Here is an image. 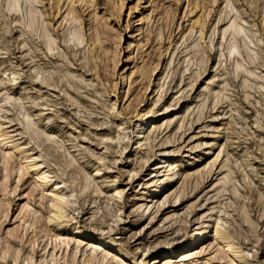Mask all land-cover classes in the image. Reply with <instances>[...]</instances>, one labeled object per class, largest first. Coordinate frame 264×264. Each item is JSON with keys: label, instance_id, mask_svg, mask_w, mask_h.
Listing matches in <instances>:
<instances>
[{"label": "rangeland", "instance_id": "374dc122", "mask_svg": "<svg viewBox=\"0 0 264 264\" xmlns=\"http://www.w3.org/2000/svg\"><path fill=\"white\" fill-rule=\"evenodd\" d=\"M233 1L35 0L49 51L26 9L0 0V264H264V0ZM232 18L258 33L254 55L227 56ZM138 112L150 129L136 151ZM171 163L177 174L149 195ZM53 192L77 204L58 216ZM217 221L227 239L209 228L182 242ZM73 228L113 256L91 258ZM59 231L70 247L51 243Z\"/></svg>", "mask_w": 264, "mask_h": 264}, {"label": "bare ground", "instance_id": "6f19581e", "mask_svg": "<svg viewBox=\"0 0 264 264\" xmlns=\"http://www.w3.org/2000/svg\"><path fill=\"white\" fill-rule=\"evenodd\" d=\"M35 1V0H5V8L7 9V11L11 12V13H14V14H18L19 12L21 13V11L23 9H26V21L27 22V25L29 28L33 29L34 30H37V32H40L41 33V37L44 38L45 40V43H46V46H47V49L50 51L52 49H55L56 46V42H55V39H53L54 37H52L50 34L47 33V28H46V23L44 25V22L42 23L40 21V19L36 16L37 14L31 10V3ZM253 1V0H252ZM35 3V2H33ZM32 3V4H33ZM85 3V2H84ZM92 3V2H91ZM91 3L89 4V1H86L85 5L86 4H89L91 5ZM224 6L225 7H231L233 6V3L234 1L233 0H225L224 2ZM252 4V3H251ZM34 7V6H32ZM224 9V8H223ZM25 11V10H24ZM23 11V12H24ZM19 13V14H20ZM41 13V12H40ZM41 15V14H40ZM24 16V17H25ZM43 17V16H42ZM43 19V18H41ZM201 23V22H200ZM201 26V24L199 25V27ZM204 26V24H203ZM202 28V27H201ZM204 28V27H203ZM30 29V30H31ZM71 29V28H70ZM36 32V31H35ZM204 33V32H203ZM258 35V33H257ZM257 35L254 33V32H251V34H249V32L246 30V28L244 27V25L242 23H240L236 18H232L228 23L227 25L221 30V33H220V37H221V40L226 41V44H227V48H226V51H227V56L230 57V59L234 58V56L236 55H239L240 51L241 50H246L248 52V54L250 55H254L253 54V51L251 50V46H253L252 44L256 45L257 42H260V40L257 38ZM259 36V35H258ZM261 39V38H260ZM71 44H81L82 43V37H81V34H80V30L79 28H73L69 31V34H68V39H67ZM257 48V47H256ZM196 50V49H195ZM259 53V52H258ZM198 54V53H197ZM241 54V53H240ZM245 55V54H244ZM257 56V55H256ZM262 56V55H260ZM195 57V56H194ZM227 57V58H228ZM241 57V56H240ZM250 57V56H248ZM193 58V57H192ZM237 58V57H236ZM195 60V59H194ZM255 60V59H254ZM192 61V60H191ZM194 62V61H193ZM236 64V63H235ZM240 66L239 64L236 65V70H240ZM238 71V73H239ZM237 72V71H236ZM154 102V101H153ZM166 103V102H165ZM178 104V103H177ZM116 105V104H115ZM151 105V104H150ZM154 105V104H153ZM152 105V106H153ZM156 105V104H155ZM165 105V104H164ZM169 106V105H168ZM173 107V106H172ZM112 108H115L116 109V106H113ZM143 109V108H142ZM140 109V110H142ZM161 109V108H160ZM180 109V108H179ZM113 110V109H112ZM145 111V110H144ZM162 112V111H161ZM114 114V112H113ZM118 114V113H117ZM152 114V113H151ZM159 114V113H158ZM168 114V113H167ZM166 114V115H167ZM134 115V113H133ZM147 115H148V112L147 113H140L138 112L137 116H138V119H137V123H136V126H135V130L133 131V135H132V141H133V144L135 145V150L137 151L139 148L142 147L144 141L146 140L147 138V134L149 132V129L147 128ZM154 115V114H153ZM117 116V115H116ZM120 116V115H119ZM121 117V116H120ZM119 117V118H120ZM136 118V117H135ZM158 118V117H157ZM150 119V118H149ZM126 120V119H125ZM154 120V119H153ZM122 122V121H120ZM155 122V121H154ZM150 123V122H149ZM152 123V122H151ZM123 126L125 125L123 122L121 123ZM120 124V125H121ZM151 125V124H150ZM180 125V123H179ZM132 128V127H131ZM156 128V125L153 126V129L154 130ZM131 130V129H130ZM132 131V130H131ZM122 135L119 136V141H122L124 139H127L128 138V131L125 127H123V132L121 133ZM1 135V134H0ZM118 136V135H117ZM165 138V136H164ZM162 139V138H161ZM160 139V140H161ZM5 140V139H4ZM124 149V148H123ZM128 150V149H127ZM161 150V149H160ZM166 150V149H165ZM130 151V150H129ZM157 153V152H156ZM161 153V152H160ZM210 153V151H209ZM132 154V153H131ZM163 155V153H162ZM199 155V154H198ZM126 156V155H125ZM128 156V154H127ZM133 156V155H132ZM179 156V155H178ZM130 158V157H129ZM171 158V157H170ZM198 158V157H197ZM132 159V158H131ZM129 160V159H128ZM131 162V160H129ZM147 161V160H146ZM160 161V160H159ZM168 161V160H166ZM177 161V160H176ZM184 163V162H183ZM203 164V163H202ZM151 165V164H149ZM165 165V164H164ZM161 166V165H160ZM168 166L170 167L169 168V172L165 174V176L160 179L159 181V184H157L158 186L149 191V195H152L156 190L160 189L162 186L164 185H167L168 182H170L172 180V178L177 174L176 171H175V167H173V163L171 164H168ZM32 167V166H31ZM152 167V166H151ZM131 168V167H130ZM168 168V167H167ZM166 168V169H167ZM139 170V169H138ZM182 171V170H181ZM132 172V171H131ZM161 174V173H160ZM150 175V174H149ZM146 176V175H145ZM43 180H40L41 177L39 178V181H42V183L44 185H48V178H46V176H42ZM45 177V178H44ZM159 178V177H157ZM38 179V178H37ZM144 179V178H143ZM149 181V180H148ZM41 183V182H40ZM67 182H65L64 184H66ZM156 184V183H155ZM68 188V187H67ZM90 188V187H89ZM154 188V187H153ZM168 189V188H167ZM73 190V189H71ZM76 190V189H75ZM57 192V191H56ZM56 192H53L52 196H53V202H52V207L55 209V213L58 215V216H61L62 217V214H63V210L66 206H68V203L69 202H73V203H76L78 198H77V195L76 193H68L69 195H67L69 198L68 201L66 202L65 200V197L63 195H60ZM67 192V191H66ZM121 191H116L115 192V196L116 197H120L121 196ZM178 196V195H177ZM157 199V198H156ZM119 200V199H118ZM151 201V200H150ZM154 202V201H152ZM149 203V202H148ZM77 204V203H76ZM145 205V204H144ZM147 206V205H146ZM140 207V206H139ZM140 210V208H139ZM146 210H147V207H146ZM147 212V211H145ZM143 214V213H142ZM146 214V213H144ZM64 216V215H63ZM59 217V218H61ZM64 218V217H63ZM51 221V220H50ZM69 222V221H68ZM204 222V221H203ZM64 223V222H63ZM70 223V222H69ZM72 223V222H71ZM66 224V223H65ZM77 224V223H76ZM68 225V224H67ZM61 226V225H60ZM59 226V227H60ZM71 226V225H70ZM62 227V226H61ZM69 227V226H68ZM79 227V226H78ZM77 227V228H78ZM70 228V227H69ZM77 228H73L71 230H73V232L75 233V237H77V243L76 245L77 248H80L86 240L83 239V236L85 235H88L89 239H88V242H85V243H90L91 245H96L93 249V253L91 254V258H97V255L96 256V252L98 250H102L100 251L103 255V258H102V255H101V258L104 260L105 258H108L106 257L107 255H111L113 256V254H111V251L110 249L108 248L109 245H111V242L109 240H107L105 237L103 236H98V235H92V234H86V231L85 230H81L80 228L77 229ZM92 228V227H91ZM209 228H212V230L210 231H213L214 232V236L215 238L217 239H221V240H225L228 238V235L223 231L221 225H220V221H217L215 222L214 224H212L211 226L208 225V226H205V227H202V228H196L195 230H193L192 232H189L187 233V235L182 239V242L183 243H186V244H191L193 243L194 241L198 240V239H201V238H204L207 234H209ZM61 229V228H60ZM68 229V228H67ZM101 229V228H100ZM103 230V229H102ZM100 231V230H99ZM73 233V234H74ZM102 233V232H100ZM67 233H64L62 231H59V232H56L55 234V237H49L51 243L53 241H55L57 244L56 246L54 245L55 248H63L64 246L65 247H70L69 245L70 244V241L73 239L75 240L74 238H70L68 240V237L66 235ZM71 234V233H70ZM72 234V235H73ZM103 234V233H102ZM71 236V235H70ZM74 237V236H73ZM85 238V237H84ZM214 239V238H213ZM112 240V239H111ZM114 240V239H113ZM115 241V240H114ZM176 241L178 240H172V241H166L165 242V247H164V253L166 251H168V246L175 243ZM198 242V241H197ZM206 242V241H205ZM223 242V241H222ZM222 244V243H221ZM114 245V244H113ZM193 245V244H192ZM218 245V244H217ZM223 245V244H222ZM80 246V247H79ZM90 246V245H89ZM118 247V246H117ZM176 247V246H175ZM228 248V252H232L235 254L236 257H242V255L235 250V248L233 247V245H231L230 243H228V245L226 246ZM114 251V250H113ZM125 252V251H124ZM176 252V251H175ZM127 253V252H126ZM161 253H163L161 251ZM160 253V254H161ZM189 253H192V252H189ZM195 253V252H194ZM20 254V253H19ZM74 255V254H73ZM189 255V254H188ZM193 256V254H190ZM189 255V256H190ZM127 256V255H126ZM151 256V255H150ZM18 257V256H17ZM89 257V256H88ZM144 257V256H143ZM172 257V256H171ZM85 258V257H84ZM113 258V257H112ZM110 258V259H112ZM117 259L116 260V263L115 264H119L118 263V259L119 257H115L114 255V259ZM121 258V257H120ZM98 259V258H97ZM109 259V261H110ZM163 259V258H162ZM168 259V258H167ZM166 259V260H167ZM170 260H172L171 258H169ZM193 259V258H191ZM197 259V258H196ZM16 261V257L14 259ZM75 258L74 256L72 257V262H74ZM122 260V259H121ZM148 260V259H147ZM146 260V261H147ZM159 260V259H158ZM198 260V259H197ZM100 261H102L100 259ZM114 261V260H113ZM145 261V259H144ZM154 261V260H153ZM157 261V260H156ZM193 261V260H192ZM71 262V263H72ZM88 263V261H86ZM93 262V261H92ZM104 262V261H103ZM103 262H100V263H103ZM127 263V261H125ZM150 262V261H149ZM196 262V261H195ZM192 263V264H196V263ZM96 263V262H95ZM106 263H109V262H106ZM123 263V262H122ZM142 263V261H141ZM148 263V262H147ZM151 263V262H150ZM166 263V261H165ZM168 263V262H167ZM170 263V262H169ZM53 264H55V261L53 262ZM164 264V262H163ZM180 264V263H179ZM184 264V263H183ZM202 264V263H201ZM238 264V263H237ZM241 264H249V263H241Z\"/></svg>", "mask_w": 264, "mask_h": 264}]
</instances>
